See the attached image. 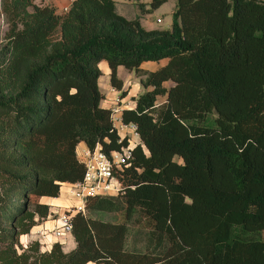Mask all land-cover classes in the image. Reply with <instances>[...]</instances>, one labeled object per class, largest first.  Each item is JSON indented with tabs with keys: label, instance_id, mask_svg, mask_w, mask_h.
<instances>
[{
	"label": "trees",
	"instance_id": "trees-1",
	"mask_svg": "<svg viewBox=\"0 0 264 264\" xmlns=\"http://www.w3.org/2000/svg\"><path fill=\"white\" fill-rule=\"evenodd\" d=\"M2 7L0 264H264V0H177L169 28L144 27L115 0H72L62 13L33 0ZM102 58L118 88L119 64L147 73L142 61L166 58L122 110L143 143L120 175L124 192L86 202L125 221L76 212L71 250L23 245L49 213L41 197L82 178L79 141L127 144L100 104ZM209 112L216 125L191 121ZM141 216L152 225L128 247L129 222Z\"/></svg>",
	"mask_w": 264,
	"mask_h": 264
},
{
	"label": "built area",
	"instance_id": "built-area-1",
	"mask_svg": "<svg viewBox=\"0 0 264 264\" xmlns=\"http://www.w3.org/2000/svg\"><path fill=\"white\" fill-rule=\"evenodd\" d=\"M69 6H64L66 11ZM120 95H116V105L112 106L111 119L116 128V122H119L120 127L127 128L131 134L127 138V144L120 148L105 151L99 143L94 147H86L82 150L80 157L84 163V171L82 178L67 184L69 201L63 208L55 210V223L51 227V232L56 241L63 242L72 230V216L76 212L86 213V202L93 197L111 196L122 194L125 187L120 179V175L131 164L133 156V147L140 143L143 146L141 139L134 141L133 136L140 135L137 130V125L133 121L124 122L122 120V110L128 107L127 101L124 107L118 104ZM117 130V129H116ZM132 142H131V140ZM46 244V243H45Z\"/></svg>",
	"mask_w": 264,
	"mask_h": 264
},
{
	"label": "crops",
	"instance_id": "crops-1",
	"mask_svg": "<svg viewBox=\"0 0 264 264\" xmlns=\"http://www.w3.org/2000/svg\"><path fill=\"white\" fill-rule=\"evenodd\" d=\"M36 3L40 4H48L54 7L55 11L57 13H62L64 12L63 8L64 6H69L72 0H33ZM141 1V0H136ZM144 2V1H142ZM115 7L118 13L122 14L116 6V0H115ZM144 11L148 10L149 8L144 5ZM143 11V12H144ZM128 18V17H127ZM140 20V19H139ZM147 61H152L150 65H147ZM166 62V58H162L159 60H144L140 64V68L143 69V71H153L163 65ZM98 66L101 70V73L98 77V86L103 94L100 104L102 106L111 108L112 106L116 105V100L115 97L116 95H120V101L118 104H121V107H124L125 103L129 101L128 107L133 108L135 106V98L137 97L138 93H133L129 90V87L127 84L124 83V80L122 77L119 75V69L123 67L124 65L119 64L116 68V74L117 76L121 79L122 81V86L121 88H118L114 85L111 84L110 82V67L108 62L105 59H100L98 62ZM125 67V66H124ZM127 68V67H125ZM129 69V68H127ZM138 75H143L146 73H139L136 72ZM107 80V82H106ZM101 82L103 83V86H101ZM168 83V82H167ZM146 88H151V86H148ZM125 90V93L123 94L122 91ZM116 129L117 132L120 136H126L129 137L131 134L130 130L127 128L120 127L119 122H116ZM133 139L135 142L139 141L140 138L138 136H133ZM131 140V139H130ZM132 142V140H131ZM87 147L86 143L84 141H79L77 146H76V153L80 157V154L83 149ZM42 201H45L49 204V213L46 217L37 219L36 223L31 227V229L20 235V241L23 245H26L28 242L37 239L40 242L41 249H49L51 244L56 241L52 232H51V227L55 223V216L56 214L54 213L55 210H59L65 206V204L68 203L69 201V194L67 190V183L64 182L61 187L59 194L57 196H42L41 197ZM46 243V244H45ZM76 246V241L71 234H68L64 241L62 242V247L65 251H69L72 248ZM86 264H102V263H96V262H87Z\"/></svg>",
	"mask_w": 264,
	"mask_h": 264
},
{
	"label": "rangeland",
	"instance_id": "rangeland-1",
	"mask_svg": "<svg viewBox=\"0 0 264 264\" xmlns=\"http://www.w3.org/2000/svg\"><path fill=\"white\" fill-rule=\"evenodd\" d=\"M2 1L0 0V48L6 40V32L8 29V21L5 16L2 7ZM148 2L149 0H141ZM177 0H165L159 6L155 8H149V4L145 3V6L149 9L144 11L141 10L138 2L136 0H116L117 9L123 13L124 16L128 18L138 17L140 23L146 28H169L173 20V11L175 9ZM144 11V12H143ZM147 65H150L152 61H147ZM150 71H147V73ZM119 75L124 80V83L128 85L129 90L133 93H140L146 89L143 85L142 80L145 78L146 74L138 75L134 69H127L124 66L119 69ZM107 82V80H106ZM104 82H101L103 86ZM168 82L167 84H169ZM164 96H158L157 103L163 102ZM216 117L215 112H209L202 120H191L193 122L207 123L211 125H216L214 118ZM176 160H180L178 156H175ZM86 214L94 217H100L105 220L111 221H125V216L123 211L120 212H104V211H93L89 212L86 210ZM41 219V218H39ZM38 219V220H39ZM152 221L147 216H141L138 222H129V231L126 236V245L131 247L134 244L138 246L141 245V240L143 232L148 230ZM258 236L264 240V229L258 232Z\"/></svg>",
	"mask_w": 264,
	"mask_h": 264
}]
</instances>
